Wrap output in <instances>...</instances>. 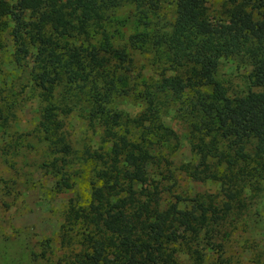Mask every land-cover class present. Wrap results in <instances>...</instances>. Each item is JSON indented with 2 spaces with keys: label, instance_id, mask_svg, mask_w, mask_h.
Instances as JSON below:
<instances>
[{
  "label": "trees",
  "instance_id": "16d2710c",
  "mask_svg": "<svg viewBox=\"0 0 264 264\" xmlns=\"http://www.w3.org/2000/svg\"><path fill=\"white\" fill-rule=\"evenodd\" d=\"M120 9L133 21L123 44L112 29ZM129 50L157 77L135 73ZM0 52L24 74L19 94L29 86L39 101L46 174L74 192L56 264H233L226 244L250 208L246 188L264 183V0H225L220 11L206 0H0ZM222 59L247 66L246 91L230 95L218 81ZM12 87L0 89L3 127L18 100ZM73 111L100 138L75 169L63 120ZM183 141L196 161L184 168L221 194L172 190L170 157Z\"/></svg>",
  "mask_w": 264,
  "mask_h": 264
},
{
  "label": "rangeland",
  "instance_id": "374dc122",
  "mask_svg": "<svg viewBox=\"0 0 264 264\" xmlns=\"http://www.w3.org/2000/svg\"><path fill=\"white\" fill-rule=\"evenodd\" d=\"M224 3L225 0H206L211 10L220 11ZM112 19V29H117L118 39L123 44L133 29V21L127 9L118 10ZM129 52L134 58L135 73L157 77L144 54L136 50ZM248 72L246 65L234 59H222L216 78L226 87L228 94L234 95L249 88ZM16 73H19L17 68L6 63L5 55L0 52V89L8 86L10 80L17 87L12 89L18 93V100L9 116L10 124L7 127L0 124V264H56V259L63 253L58 229L74 192L57 188L54 178L45 172L43 165L49 160V155L35 135L39 101L31 94L29 86L22 88L19 94L21 86L18 81L22 80L24 85L27 82L23 79L24 74ZM121 107L131 113L141 108L133 102L123 103ZM63 120L64 133L73 150L72 168L75 169L79 161L85 159L83 157L89 159L85 149L93 152L99 148L100 138L78 111L69 113ZM172 126L179 133L184 131L179 123L173 122ZM5 148L9 149L6 153ZM170 160L174 175L171 188L176 193L190 197L221 194L219 182L202 178L191 168H184L186 163H196L189 143L183 141ZM160 177L154 175L155 179ZM172 181L164 180L161 185L170 187ZM246 189L250 208L239 229L229 238L226 255L230 256L233 264H264V183L257 191ZM80 192H83L81 185ZM48 239L51 244L47 247L45 242ZM43 249L48 260L34 261V253ZM181 262L192 264L188 260Z\"/></svg>",
  "mask_w": 264,
  "mask_h": 264
}]
</instances>
